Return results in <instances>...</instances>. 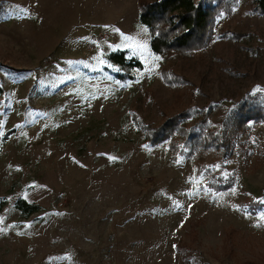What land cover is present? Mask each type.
<instances>
[{
    "label": "rangeland",
    "instance_id": "obj_1",
    "mask_svg": "<svg viewBox=\"0 0 264 264\" xmlns=\"http://www.w3.org/2000/svg\"><path fill=\"white\" fill-rule=\"evenodd\" d=\"M250 1L219 13L196 60L160 62L138 0H0V264H264V124L225 152L186 156L177 136L175 159L141 128L212 109L216 130L264 96V15ZM116 50L144 64L136 81L103 70ZM17 200L40 210L25 217Z\"/></svg>",
    "mask_w": 264,
    "mask_h": 264
},
{
    "label": "trees",
    "instance_id": "obj_2",
    "mask_svg": "<svg viewBox=\"0 0 264 264\" xmlns=\"http://www.w3.org/2000/svg\"><path fill=\"white\" fill-rule=\"evenodd\" d=\"M231 2L232 0H138V22L149 36V48L154 59L160 62L175 61L178 58L196 60L197 53L204 51L213 40L215 19L221 11L228 10ZM250 4L255 13L264 15V0H251ZM2 10L0 5V13ZM102 67L111 80L125 83L136 81L137 74L145 66L140 59L129 56L126 50H116L103 55ZM211 113L212 109L199 112L183 110L166 118L158 126L141 128L145 131V140L151 146L168 142L172 159L176 158L177 153L182 154V148H178L177 136L183 139L184 147L187 148L183 154L186 156L205 153L209 149L225 152L236 138L248 131L249 122L264 124V96L256 94L240 102L225 116L216 130L207 125ZM197 116L199 119L195 123L187 124L189 118ZM7 139L8 135L2 136L0 148ZM213 183L215 184L209 187L217 192L231 187L232 181L229 179ZM4 204L0 200V209ZM246 205L254 212L259 204L248 200ZM14 206L25 217L40 210L39 206L28 205L24 200H17Z\"/></svg>",
    "mask_w": 264,
    "mask_h": 264
},
{
    "label": "snow or ice",
    "instance_id": "obj_3",
    "mask_svg": "<svg viewBox=\"0 0 264 264\" xmlns=\"http://www.w3.org/2000/svg\"><path fill=\"white\" fill-rule=\"evenodd\" d=\"M136 47L143 49V48L146 47V45H144V44H142V43H137V44H136ZM69 63L71 64V62H69ZM99 63L103 64V60H100ZM257 91H259V89H257ZM0 135H3V133L0 132ZM109 159H114V158H113V157H109ZM217 167H218V166H217ZM2 222H3V221L0 220V223H2ZM0 231H4V229H0Z\"/></svg>",
    "mask_w": 264,
    "mask_h": 264
}]
</instances>
